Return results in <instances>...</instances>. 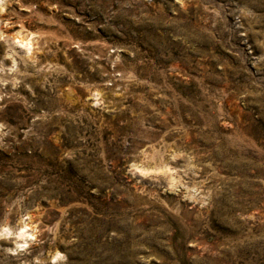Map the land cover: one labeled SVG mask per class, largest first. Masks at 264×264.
Instances as JSON below:
<instances>
[{"label":"rangeland","instance_id":"obj_1","mask_svg":"<svg viewBox=\"0 0 264 264\" xmlns=\"http://www.w3.org/2000/svg\"><path fill=\"white\" fill-rule=\"evenodd\" d=\"M2 1L0 264H264V0Z\"/></svg>","mask_w":264,"mask_h":264},{"label":"bare ground","instance_id":"obj_2","mask_svg":"<svg viewBox=\"0 0 264 264\" xmlns=\"http://www.w3.org/2000/svg\"><path fill=\"white\" fill-rule=\"evenodd\" d=\"M2 0H0V8L2 7ZM21 33V32H20ZM33 33H29L28 35H24V37H19L18 39H16V41H13V47L14 48H18L20 51L23 52H29L32 50V36ZM12 39H15V37H13ZM27 219L28 218H24L22 220V224L21 226L18 228L17 231H15L16 236L14 238L15 240V244H17L16 246L20 247L22 246V244H25L27 242H29V240H32L35 237V227H31L28 223H27ZM6 231V230H5Z\"/></svg>","mask_w":264,"mask_h":264}]
</instances>
